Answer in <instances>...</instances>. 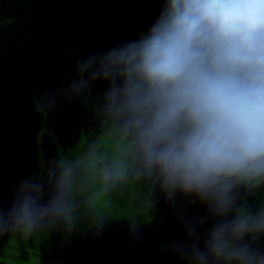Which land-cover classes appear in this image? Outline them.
<instances>
[{
    "label": "clouds",
    "instance_id": "9594fccd",
    "mask_svg": "<svg viewBox=\"0 0 264 264\" xmlns=\"http://www.w3.org/2000/svg\"><path fill=\"white\" fill-rule=\"evenodd\" d=\"M157 2L41 88L37 110L87 102L95 127L19 178L0 237L102 234L105 205L147 187L178 225L163 249L174 264H264V0ZM142 229L127 220L130 237Z\"/></svg>",
    "mask_w": 264,
    "mask_h": 264
},
{
    "label": "water",
    "instance_id": "95a60500",
    "mask_svg": "<svg viewBox=\"0 0 264 264\" xmlns=\"http://www.w3.org/2000/svg\"><path fill=\"white\" fill-rule=\"evenodd\" d=\"M158 6L157 0H0V206L21 176L42 171L45 155L70 153L93 134L90 103L61 100L53 111L37 110L41 88L59 85L86 52L149 22ZM105 208L110 223L99 235L85 228L0 237V264H174L163 249L178 225L147 187L129 188ZM130 218L143 226L138 239L127 233Z\"/></svg>",
    "mask_w": 264,
    "mask_h": 264
}]
</instances>
